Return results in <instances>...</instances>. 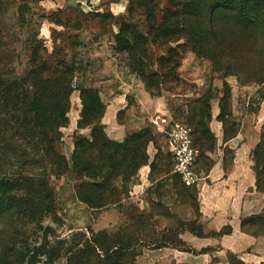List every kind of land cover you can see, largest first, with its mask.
I'll list each match as a JSON object with an SVG mask.
<instances>
[{
	"label": "rangeland",
	"instance_id": "374dc122",
	"mask_svg": "<svg viewBox=\"0 0 264 264\" xmlns=\"http://www.w3.org/2000/svg\"><path fill=\"white\" fill-rule=\"evenodd\" d=\"M144 1L0 0V75L20 79L33 65L46 67L50 73L65 65L71 78L67 123L59 128L56 143L69 168L47 177L55 211L30 236V250L22 264H137L134 254L142 246L154 247L169 238L157 229L154 217L168 214L167 206L152 192L172 190L180 200L194 201L193 186H183L173 171L166 144L172 124L181 122L195 129L199 150L195 169L202 173L209 162L207 153L213 149L210 133L201 134V129H209L212 105L218 102L224 119L231 116L234 122L227 128L231 132L240 115L256 112L264 100V79L246 82L226 74L202 53H195L185 37L155 38L148 31L146 8L153 9L158 23L166 10L174 11L184 0H147L142 6ZM123 21L135 25L147 39L137 50L119 48L117 36ZM170 22L171 26L173 19ZM94 94L99 98L97 105ZM93 129L122 153L127 137L146 132L145 164L131 176L112 179L113 202L98 209H91L77 195L82 183L94 179L77 174L70 165L74 137L91 140ZM89 161L93 167L103 163L96 151ZM144 165L149 166L150 180L158 179L148 187L147 197L137 193L138 171ZM7 171L9 166L0 159V177ZM36 172L43 175L45 170ZM101 175L95 181H101ZM3 227L0 222V234ZM229 261L245 264L236 255H229Z\"/></svg>",
	"mask_w": 264,
	"mask_h": 264
},
{
	"label": "trees",
	"instance_id": "16d2710c",
	"mask_svg": "<svg viewBox=\"0 0 264 264\" xmlns=\"http://www.w3.org/2000/svg\"><path fill=\"white\" fill-rule=\"evenodd\" d=\"M146 2L141 5L145 6ZM144 16L148 31L155 33V38L169 35L185 37L195 53H202L224 73L234 74L246 82L264 79V0H184L175 6L174 11L166 10L158 23L151 7L145 9ZM225 16L229 20H225ZM172 19L174 23L170 26ZM145 40L135 25L121 22L117 36L121 50H137ZM70 92V69L65 65L53 73L46 67L33 65L20 79L0 75V159L10 168L0 177V222L4 225L0 234V264H22L30 250V236L36 235L43 218L55 211L56 202L47 177L62 174L69 168L56 143L59 128L67 123ZM93 104H99L97 94H94ZM219 107L217 118L223 123L225 136H228L237 128L227 131L234 121L230 115L224 119L222 107ZM209 118L210 113L207 122ZM263 130L264 123L260 139L252 150L256 186L260 190H264ZM194 132L192 128L196 147ZM208 132L213 147L215 141L210 129H201L203 135ZM145 137L146 132L127 137L125 153H122L117 145L102 139L94 129L91 140L75 136L70 165L77 174L94 179L80 185L77 192L79 200L91 209L112 203L115 192L111 180L131 176L135 169L137 171L145 164L142 151ZM105 149L108 153L104 152ZM93 151L103 162L100 167H93L89 161ZM197 157L198 153L194 162L195 172ZM43 169V175L36 172ZM100 175L101 181H95ZM129 249L121 248L114 252L117 254Z\"/></svg>",
	"mask_w": 264,
	"mask_h": 264
},
{
	"label": "crops",
	"instance_id": "0c3cea01",
	"mask_svg": "<svg viewBox=\"0 0 264 264\" xmlns=\"http://www.w3.org/2000/svg\"><path fill=\"white\" fill-rule=\"evenodd\" d=\"M219 111L215 102L208 120L215 142L207 153L206 170L197 172L194 205L180 200L172 190L152 192L167 206L168 214L154 217L157 229L169 238L154 247L142 246L136 255L137 264H231V254L245 264L264 263V190L256 186L252 156L264 123V100L256 112L240 115L236 131L228 136L217 118ZM148 168L144 165L138 171L137 193L144 197L151 193L148 187L158 181L150 180ZM181 222L185 226L192 223L194 229Z\"/></svg>",
	"mask_w": 264,
	"mask_h": 264
},
{
	"label": "built area",
	"instance_id": "2783aa9c",
	"mask_svg": "<svg viewBox=\"0 0 264 264\" xmlns=\"http://www.w3.org/2000/svg\"><path fill=\"white\" fill-rule=\"evenodd\" d=\"M153 123L157 125L159 120L154 119ZM166 144L173 157V171L180 176L184 185L194 186L199 175L194 170L198 151L193 144L192 128L184 123L174 122L168 132Z\"/></svg>",
	"mask_w": 264,
	"mask_h": 264
}]
</instances>
